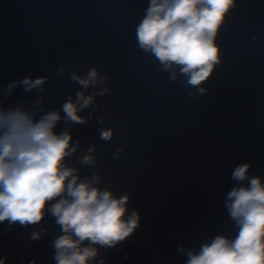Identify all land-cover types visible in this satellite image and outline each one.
<instances>
[{"label": "water", "instance_id": "1", "mask_svg": "<svg viewBox=\"0 0 264 264\" xmlns=\"http://www.w3.org/2000/svg\"><path fill=\"white\" fill-rule=\"evenodd\" d=\"M147 7L148 0H0V89L47 76L42 95L50 110L69 95L75 99L79 86L69 71L83 76L96 67L108 78L111 91L97 96L95 117L71 129L81 146L70 158L82 177L98 172L101 187L129 195V212L140 215L125 242L100 250L106 264H184L180 244L198 249L216 234L234 237L224 206L236 183L232 171L249 163L250 175L264 178V0H237L217 38L222 63L205 82L206 93L194 96L183 77L171 81L139 49L135 29ZM37 98L21 88L7 98L0 93L5 107H31ZM100 127L115 128L114 138L100 140ZM93 143L97 166L80 165L79 155ZM117 146L123 154L113 159ZM41 228L47 233L32 240ZM60 234L51 214L31 227L0 223V258L55 264L51 244Z\"/></svg>", "mask_w": 264, "mask_h": 264}, {"label": "clouds", "instance_id": "2", "mask_svg": "<svg viewBox=\"0 0 264 264\" xmlns=\"http://www.w3.org/2000/svg\"><path fill=\"white\" fill-rule=\"evenodd\" d=\"M237 0H148L144 16L137 24L136 42L141 51L158 62L171 81L181 77L195 92L204 94L205 82L222 63L218 34ZM61 66L56 75L63 74ZM68 78L79 88L75 99L69 95L59 109L45 110V85L49 79L23 77L0 89L4 98L16 88L37 94L31 107L0 100V223L9 228L19 224L31 227L51 214L61 234L52 241L55 264H106L100 257L102 248H115L125 242L140 223L137 211L128 210L130 197L117 196L101 187V175L82 177L80 169L70 163L78 153L79 138L71 131L75 125H87L100 105L97 96L111 91L108 78L92 67L82 76L69 71ZM94 89L87 93L86 90ZM83 89V90H81ZM91 109L87 116L81 115ZM67 126L57 131L61 123ZM105 124V116L97 119ZM99 139L111 141L115 128L97 129ZM97 145H89L79 155L82 166L98 164ZM123 148L117 146L113 159ZM249 163L237 165L231 173L236 183L225 194L224 206L233 226L234 237L216 234L198 249L180 244L184 264H264V178L250 175ZM47 228L31 233L41 239ZM128 257L125 256V259ZM7 256L0 258L6 264ZM30 264H36L35 260Z\"/></svg>", "mask_w": 264, "mask_h": 264}]
</instances>
